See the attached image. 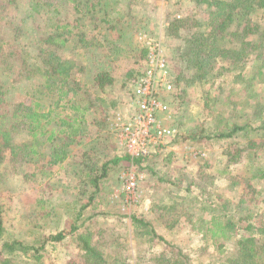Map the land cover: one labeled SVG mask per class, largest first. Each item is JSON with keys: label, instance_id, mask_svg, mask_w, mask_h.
Masks as SVG:
<instances>
[{"label": "rangeland", "instance_id": "1", "mask_svg": "<svg viewBox=\"0 0 264 264\" xmlns=\"http://www.w3.org/2000/svg\"><path fill=\"white\" fill-rule=\"evenodd\" d=\"M28 1L18 0L17 7L14 8L6 6L8 4L5 3V0H0V24H3L1 34L2 32L5 34V48L11 50L13 54L11 57L7 56L4 63L0 64V83L8 90L4 99L10 103L20 100L28 102L27 96L31 97V94L34 93L37 81L34 78L26 80L21 76V69L24 65L20 62L24 60L30 68L32 67L38 51V44L33 41L34 38L41 39L38 33L45 29L51 30L53 29L51 26L56 24V21L50 20L52 16H49V19L45 16V18H37L33 23L25 20L22 24L24 25L22 35L13 33L12 25H9L7 29L5 23L12 22L15 27L23 21L27 14ZM106 1L110 3V7L107 9L104 4H101L100 10L94 17L97 22L103 20V14L105 10H108L110 20L112 18L119 19L110 41H105L103 38V24L98 26L94 33H92L91 23L87 19L80 20L79 24L86 26L85 30L90 33L88 38L97 40L101 52L107 54V57L98 54L91 56L89 53L85 59H79L74 48V41L68 43L61 51L64 59H75L77 66L82 64L84 69L86 68L84 73L77 70H73L72 73L76 82L82 87L78 94L84 91V94L89 97V101L93 103V108L84 116L86 119L83 130L85 136L78 137L79 143L73 144L69 149L71 161L68 163L50 166L46 161L44 167L40 165L21 166L24 172L35 171L36 174L32 180L26 179L24 182L21 176L19 178L18 175H8L5 172L10 167L8 161L1 164V174L4 175L2 177L3 184L0 182V205L4 211L5 226L3 237L12 236L14 239L31 242L33 238L29 231L32 232L30 228H33L37 230L36 234H39L44 240L46 235L54 233L59 226H68L69 221L77 214L79 208L86 204L88 194H82L83 190L78 186L77 181L73 180V172L82 168L84 159L82 155L88 147L96 146L98 149L97 161L107 157L121 156L125 153L124 145H120L117 135L120 132V127L128 123L134 114L133 93L135 85L144 76L146 69L150 67L147 61L149 48L158 45L166 65L165 79L171 85L170 91L162 89L161 94L158 95L169 108L167 112L157 116L158 124L162 129H165V133L162 134L163 138L158 144L161 147L155 149L158 147L155 146L151 149L150 152L155 150V156L149 157L148 161L143 162L140 167H132L128 161H120L116 166H112L107 177L101 181V192L85 209L82 219L94 215L93 221L89 220L86 226L94 229L96 234L103 235L104 232V234L119 235V242L126 246L125 254L131 264H151L149 262L150 254L160 252L162 249L161 242L157 239L148 244L144 238H140L132 232L129 219L131 214L142 215L151 221L164 239L174 245L186 250H196L189 253V259L197 258L195 264L206 263L211 256L218 258L221 249L217 248L218 246L214 247L211 241L205 237L200 239L199 234L203 233L205 225L203 222H206L210 213L216 212L217 209L209 207V210H198V201L203 200L202 202L205 204L206 200H226L230 202L225 209H237L236 203L244 188L247 185H252L255 189H261L264 187V180L252 176L254 175L252 172L242 170L252 162L251 159L243 158L237 163L229 164L224 161V157L221 158L223 146L238 143L240 138L235 137L234 141H223L219 147L205 140L192 143L184 140V136L185 132L199 124L207 131H212L216 125L224 128L226 122L223 121L219 124L215 121L210 109L217 108V106L225 110L230 109L227 106L230 99L227 100V105H222L224 97L228 94L232 95L231 100L234 102L244 93L235 90L232 93L230 89L236 85L234 82L236 79L229 75L223 76L209 90L211 96L216 97L215 102H211L210 108H205L202 101L205 96L202 86L198 83L187 86L185 80L177 79L179 72L186 68V63L179 60L177 48L181 46L187 34L195 31L207 19L209 5L205 0H132L129 3L128 0ZM60 9L63 15L58 18H67L66 20L70 22L75 19L71 9L69 11V5L61 6ZM174 18L183 19L185 22L179 26L177 36L170 34L169 30H165L167 24ZM92 41L94 43V40ZM97 42L95 41V44ZM141 49H145L146 52L140 53ZM94 51L96 52V49L91 52ZM97 51L99 52L98 49ZM14 58H17L18 61L15 60L14 64L9 63ZM6 61L8 62L5 63ZM254 65L255 57L249 58L247 72ZM138 67L141 68L142 74L137 77L135 69L138 71ZM102 69L110 72L113 81L110 85L105 86L103 91H98L90 84L94 73ZM159 73L161 75L158 76L160 77L158 79L162 80L164 71L159 69ZM14 85L17 87L10 90V87ZM261 86L264 87V83H257L254 88L258 89ZM179 87H183L181 92H179ZM34 96L35 98L31 99L36 101L38 95L34 93ZM69 97H74L73 92L67 95V98ZM56 99L57 95L54 92L51 93L45 104H41L49 105L54 109L55 112L52 116L70 114L67 111L61 113L59 105L54 103ZM98 99H103V102ZM64 102H66L65 99L58 104ZM258 102L257 98L252 99L245 105L246 112L249 113ZM234 114H236L235 110ZM221 118H226V115H222ZM244 120H249V118H244ZM14 138L16 141H22L27 136L25 132L21 131ZM97 142H100L99 146H97ZM39 151L45 154L49 153L48 146L39 147ZM140 168L144 169L140 170ZM200 168L203 169L206 176L200 181V184L207 187L208 194L196 200L191 194H186L184 189L192 183L196 171ZM153 170H159V174L166 171L165 179L175 182V186H170L165 182H156V178L151 174ZM210 171H214L216 174L209 176L207 172ZM225 171L226 173H223ZM131 182L134 183L133 186L130 185ZM209 183H213V185H208ZM183 198L186 200L181 201ZM166 199L177 203L180 214L187 215L181 216L180 224L170 230L166 224L159 221L155 213L157 208H153V205ZM221 201L218 203L219 205ZM261 207L262 205H256L250 194H247L246 203L239 207L237 213L243 215L252 212L257 215L255 219H262V217L264 218V209ZM33 211L40 213L41 216L35 218L29 216ZM47 213H49L48 216H43ZM188 215L193 216L191 222L188 221ZM198 216L203 218L201 224L196 222ZM33 224H37L36 227H33ZM76 246V242L71 239L53 244L46 242L42 252L43 258L39 262L33 261L29 256L22 255L15 261L13 259L12 264H82L83 254ZM226 248H228L227 253L230 252V254L234 250L232 243ZM12 257L14 254H11Z\"/></svg>", "mask_w": 264, "mask_h": 264}, {"label": "trees", "instance_id": "2", "mask_svg": "<svg viewBox=\"0 0 264 264\" xmlns=\"http://www.w3.org/2000/svg\"><path fill=\"white\" fill-rule=\"evenodd\" d=\"M5 1L8 4L6 6L17 7L18 0ZM131 1L128 0V3ZM205 1L209 5L207 19L195 31L187 34L181 46L177 48L179 60L186 63V68L179 72L177 79L185 80L187 86L196 83L202 86L203 94H205L202 101L205 108H208L211 102H215L216 97L211 96L209 90L223 76L229 75L236 79L234 81L236 85L230 89L232 93L235 90L244 94L234 102L231 100L232 95L228 94L224 97L222 105H227V100L230 99L227 105L230 109L225 110L218 106L210 109L215 121L219 124L223 121L226 122L224 128L216 125L209 132L199 124L185 132L184 140L192 143L205 140L221 147L223 141H234L235 137H238L241 139L238 143L223 146L221 158L224 157V161L229 164L237 163L243 158L251 159L252 162L242 170L252 172L254 173L252 176L264 180V87L254 88L255 84L264 83V0ZM27 4V14L23 21L15 27L12 22H7L5 23L7 29L9 25H12L13 33L22 35L24 26L22 24L25 20L33 23L37 18L41 19L45 16L47 19L52 16L50 20L53 19L56 24L51 26L53 27L51 30L45 29V31L39 32L38 36L41 39L34 38L33 41L38 44V51L32 67L30 68L24 60L20 62L24 65L21 69V76L26 80L34 78L37 81L34 88L35 95H38L36 101L32 100L35 98L32 93L31 97L27 96L28 102L26 100L7 102L4 96L8 90L0 83V182L2 184L4 175L1 174V164L6 160L10 167L5 172L8 175L23 177L24 182L26 179L32 180L36 173L35 171L24 172L21 166L40 165L44 167L46 161L47 165L56 166L71 161L69 149L73 144L79 143L78 137L85 136L83 130L86 119L84 116L93 108V103L89 101V97L84 94V91L78 94L82 87L72 76L73 70L84 73L86 68L84 69L82 64L77 66L75 59H64L61 51L68 43L74 41V48L79 59H85L89 53L91 56L98 54L107 57V54L101 52L97 40L88 38L90 33L85 30L86 26L79 24V21L87 19L91 23L92 33L103 24V38L105 41H110L119 20L113 18L110 20L108 10H105L103 20L98 22L95 20L94 15L100 10L101 4H104L107 9L110 7V3L106 0H29ZM65 5H69V11L71 9L75 17L71 22L66 20L67 18H58L63 15L61 6ZM183 23H185L183 19L174 18L167 24L165 30H169L170 34L177 36V30ZM2 29L3 24L1 23L0 64L4 63L7 56L13 55L12 51L7 50L4 46L5 34L3 32L1 34ZM91 49H96V52H91ZM144 52H146L145 49L140 50V53ZM251 57H255V65L247 72V62ZM15 60L17 58L10 60L9 63L14 64ZM135 72L137 77L142 74L140 67H138V71L135 69ZM112 81L110 72L102 69L94 73L90 86H94L98 91H103L104 87L110 85ZM16 87L17 85H14L10 87V90ZM182 88L179 87V92ZM54 92L57 95L54 103L59 105L61 113L67 111L70 114L52 116L55 112L54 109L49 105L41 104H45L51 93ZM70 92H73V98H67ZM254 98L259 99V102L248 113L245 105ZM63 99L66 102L58 104ZM98 100L103 102V99ZM234 110L236 114L233 115ZM221 114L226 115V118H221ZM244 118H249V120H244ZM21 131L26 133L27 138L16 141L14 137ZM99 145L100 142H97V146ZM44 146H48L49 153L45 154L39 151V147ZM154 152L139 156L124 153L121 156L107 157L97 161L98 149L96 146L88 147L82 155L84 156L82 168L73 172V180L77 181L78 186L83 190L82 194H88L86 204L79 208L77 214L69 221L68 226H59L54 233L46 235L44 240L39 234H36L37 230L33 228H30L32 232L29 231L33 238L31 242L14 239L12 236L4 238V211L0 205V264H12L13 259L15 261L22 255L29 256L33 261L39 262L43 258L42 252L46 242L53 244L65 239L76 242V247L83 254L82 264H131L125 254L126 246L119 242V235L104 234V232L103 235L96 234L94 229L86 226L89 220L93 221L94 215L82 219V214L94 201L95 196L101 192V181L107 177L112 166H116L120 161H128L132 167H140L143 162L148 161L149 157L155 156ZM143 169L140 168V170ZM158 171H151L156 182H165L170 186H175V182L165 179L166 171L161 174ZM207 173L209 176L216 174L214 171ZM205 177L203 169H198L192 183L185 187L184 192L191 194L196 200L207 195V187L200 184V181ZM208 185H213V183ZM247 194H250L256 205L260 204L262 205L261 209H264V187L255 189L252 185H247L240 193L236 203L237 209H225L230 202L226 200H220V205L218 204L219 200H206L205 204H203V200L198 201V210H209V207L217 209L216 212L210 213L206 222H203L201 216L196 217V222L205 223L203 233L199 234L200 239L205 237L211 241L214 247L218 246L217 248L221 249L218 258L211 256L206 263L201 262L200 264H264V218L261 216L262 219H255L257 215L252 212L243 215L237 213L239 207L246 203ZM185 200L183 198L181 201ZM153 206L154 209L157 208L155 209L156 217L164 225L166 224L169 230L180 224L181 216H187L183 213L180 214L178 204L171 199L162 200ZM48 215L49 213L43 214V216ZM29 216L35 218L41 214L33 211ZM188 217V221L191 222L193 216L188 215ZM129 219L132 232L136 236L144 238L148 244L154 239L161 242V251L150 254L149 262L151 264H195L197 262V258L189 259V253L196 250H186L167 241L155 229L152 222L144 216L131 214ZM37 224L32 226L36 227ZM230 243L234 249L231 254L227 253L228 248H226ZM11 254H14V257L11 258Z\"/></svg>", "mask_w": 264, "mask_h": 264}, {"label": "built area", "instance_id": "3", "mask_svg": "<svg viewBox=\"0 0 264 264\" xmlns=\"http://www.w3.org/2000/svg\"><path fill=\"white\" fill-rule=\"evenodd\" d=\"M149 51L147 61L150 67L135 85L133 93L134 114L128 123L120 127L117 135L120 145H124V152L131 156L148 155L151 149L158 146L165 129L158 124L157 116L169 110L158 97L162 89L171 90V85L165 79L164 58L158 45H153ZM159 69L164 71L162 80L158 79L161 75L158 74Z\"/></svg>", "mask_w": 264, "mask_h": 264}]
</instances>
